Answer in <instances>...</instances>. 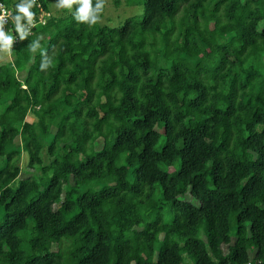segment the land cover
Masks as SVG:
<instances>
[{
    "label": "trees",
    "instance_id": "obj_1",
    "mask_svg": "<svg viewBox=\"0 0 264 264\" xmlns=\"http://www.w3.org/2000/svg\"><path fill=\"white\" fill-rule=\"evenodd\" d=\"M37 4L0 64V264H264V0Z\"/></svg>",
    "mask_w": 264,
    "mask_h": 264
},
{
    "label": "clouds",
    "instance_id": "obj_2",
    "mask_svg": "<svg viewBox=\"0 0 264 264\" xmlns=\"http://www.w3.org/2000/svg\"><path fill=\"white\" fill-rule=\"evenodd\" d=\"M34 6L39 7L37 0H20L15 5L14 15L6 11L0 13V53L11 56L13 45L16 42L14 35L8 34L5 30V25L9 22V18L15 24V33L18 35L19 41L26 40L32 34L31 29L37 26H35V13L31 10ZM55 6L57 9H67L69 11L75 6V20L78 23L92 27L101 22L105 0H95V3H93V0H56ZM40 39L41 37H37L28 45V48L33 54L40 53V70L46 72L54 65L47 51L42 48Z\"/></svg>",
    "mask_w": 264,
    "mask_h": 264
},
{
    "label": "rangeland",
    "instance_id": "obj_3",
    "mask_svg": "<svg viewBox=\"0 0 264 264\" xmlns=\"http://www.w3.org/2000/svg\"><path fill=\"white\" fill-rule=\"evenodd\" d=\"M120 6H114L112 0H105V7H104V11L101 15V22L98 23L100 25L106 24L109 26H120L123 21L125 20V18L130 17V16H134L135 18H140L142 13H143V5L140 4H136V5H130V6H126L125 5V0H120ZM56 0H52V4H51V9H52V13H58L61 12L63 9H57L56 8ZM3 63H9L11 64V66H14V61H13V57L11 56H7L5 54L0 53V64ZM24 72H18V76L21 78ZM31 117V116H30ZM163 138H161L158 142V144L161 143ZM16 148H21L20 145V141L19 139H16L14 144H13ZM27 160V156L26 154H24L22 152L21 157H20V161H19V165L22 168V172L24 171L25 173V161ZM3 163V158L0 156V165H2ZM93 187H97L96 184L92 185ZM200 236L205 239V235L203 234V232H200ZM161 238V237H159ZM160 245V241L158 240L155 243V250L158 249ZM186 264H190L189 259L185 258Z\"/></svg>",
    "mask_w": 264,
    "mask_h": 264
},
{
    "label": "built area",
    "instance_id": "obj_4",
    "mask_svg": "<svg viewBox=\"0 0 264 264\" xmlns=\"http://www.w3.org/2000/svg\"><path fill=\"white\" fill-rule=\"evenodd\" d=\"M0 6H2V7H0V13H3L6 11V12L12 13L14 15L13 8L9 4H7L5 0H0ZM39 12H40V14H39L38 19L36 18V15H35V26L37 25V23L43 24L46 20L45 17L43 16V15H46V14H44L43 10L40 9ZM48 15L49 14L47 13L46 16H48ZM33 28H35V27H33ZM32 29H31V32H32ZM5 30L8 32V34L14 35L16 42L18 41V39H19L18 35L15 33V24L10 18H9V22L5 25Z\"/></svg>",
    "mask_w": 264,
    "mask_h": 264
}]
</instances>
